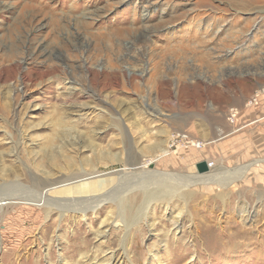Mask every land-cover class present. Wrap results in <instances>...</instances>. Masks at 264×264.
<instances>
[{
  "label": "rangeland",
  "instance_id": "374dc122",
  "mask_svg": "<svg viewBox=\"0 0 264 264\" xmlns=\"http://www.w3.org/2000/svg\"><path fill=\"white\" fill-rule=\"evenodd\" d=\"M189 1L113 0L106 11L108 0H0V264H101L124 248L131 258L124 264H168L179 247L168 218L182 210L190 254L180 264H264V0L250 1L261 12L237 13L219 0ZM174 3L192 10L172 28L159 25ZM146 6V42L87 41L134 14L140 24ZM92 9L106 12L89 29L79 26L78 15ZM197 15L226 20L201 43ZM190 30L195 39L178 44ZM81 32L86 40L67 43ZM39 46L56 54L45 57ZM219 128L226 133L217 135ZM148 159L151 175L161 172L165 185L191 194L153 201L146 218L130 222L122 211L143 212L151 184L130 179L125 187L119 176ZM202 160L205 175L241 167L245 178L227 187L201 183ZM84 171L119 178L124 196L96 209V200L65 203L63 215L35 206L41 184L33 174L57 181ZM185 176L200 180L182 182ZM59 192L52 197L74 194ZM189 228L201 229L204 241L189 242ZM234 232L242 235L233 242L250 245L232 250Z\"/></svg>",
  "mask_w": 264,
  "mask_h": 264
},
{
  "label": "bare ground",
  "instance_id": "6f19581e",
  "mask_svg": "<svg viewBox=\"0 0 264 264\" xmlns=\"http://www.w3.org/2000/svg\"><path fill=\"white\" fill-rule=\"evenodd\" d=\"M111 1H113V0H108L106 11L112 9L110 7L112 5ZM117 1L121 2V0H117ZM187 1H189V0H187ZM219 1L223 2V4H227L228 6H230V8L234 10V13L240 12L244 9L249 10L251 12L252 11L253 12L260 11L261 12L260 8L252 6V4H251L252 2H250L251 0H219ZM188 3L190 6V1ZM200 3L206 5V4H208V1L201 0ZM151 5H152V3H151ZM149 7L150 6H146L142 10L143 15L145 16V19L143 18L144 21H142L140 24H138V21L136 18V14H137L138 10L140 9V7H138V4H136V5H134V8L132 10L136 14H134L133 20H130L131 22L128 23V25L123 24V22H121V23L118 22L116 24H113V26H110L111 28L108 26L109 30L107 31V33L105 32L104 34H99L98 36L93 35L95 38H92L90 36L88 38L86 32H84L85 34L81 32V34L76 33L75 37L70 35L69 37H67L68 39L66 41L68 44H72V43L74 44V43H77V41H79V42L84 41L87 38H88V40H87L88 42L93 41V39L103 38V39H107L110 41L111 40H117L119 45H121V43L128 42V43H131L130 44L131 47L134 48V47H136V44L139 41H141V39H143V42H146L148 35H149L148 33L151 30L150 28L144 26L150 22L148 19V15L150 14L149 13L150 12ZM191 8H192V6H191ZM191 8H189V9L182 8L181 6H178L177 4L175 5V3H174V5H170V7H167L166 9L164 7V9L162 10V16L159 20V25L166 26L167 28H170V27L172 28V26H175L174 24H176L175 23L176 21L181 20L187 16V13H189L190 10H192ZM106 11H100L99 9H92L89 11H85L83 14L78 15L79 17L76 18V22L79 26H82L85 29H89V27L94 24V21L96 20V18H98L99 16L104 14V12H106ZM125 17H126V15H125ZM221 19L226 20L224 15L218 16V18H213L212 20H211V18L210 19L198 18V15L194 17V20L192 21V23H194L195 28L198 26L197 27L198 29H196L195 33L200 34V40L199 41L201 43L207 42L206 41V40H208L207 38L210 37V36L209 37L206 36L207 33H210V35L215 36L217 32H220V30L217 29L219 27L217 24ZM199 30H200V32H198ZM186 35H187L186 38L184 36V38H185L184 40L181 37L177 41L178 44L179 43H191L193 41V39H195L193 37L194 35L191 33V30ZM167 39H169V37H167ZM173 42H175V41L170 40L169 44L171 45L170 47L173 48L172 50L176 51L177 49H175L176 48L175 46H176L177 42L175 44H173ZM134 44H135V46H134ZM181 50H183V49H181ZM37 52H39L40 54H42L45 57H51V56H54L56 54V47L48 48L47 46H43V47L39 46V49ZM206 54H209V53H206ZM5 119L8 120L7 118H5ZM256 122H258V121L255 120V122H253V123H256ZM216 132H217V135H221V134L226 133V131L222 128H219ZM239 132H240L239 129H237L236 131H233V133L227 134L224 136H229L232 134L236 135ZM243 134L244 133H241L238 136L241 137ZM262 136H260V137H262ZM263 139H264V137H263ZM150 162H152V160L148 159L144 163V165L140 169H137V170H136L137 167H135V168L132 167V169H134L135 172L134 171L130 172L129 169L126 167L127 171H129V172H124V175L121 174V176H119V178H121V180H122V177H124V180H126L127 183H125V185L127 184V186H125V187H129L130 183L128 185V182H130V179H134L133 181H137L136 183H140V182L144 183V181L145 182L149 181L148 184L153 185V183H156V186H157V187L152 188L151 185H148V187H146V189L143 191L144 192L143 194L145 197V208H141L143 212L140 211L139 213L138 212L134 213L132 211L130 205H127V207H128L127 212H125V210L122 211L124 214L123 217L124 218L128 217L130 222H136V219L140 215H143L146 218V216L148 214V208L153 201H157V200L159 201V199H160L161 201L169 202V200L172 199V197H171L172 195H173V198H174V196L179 197V198H186V197L190 196V194H191V193H187L185 191H183L181 193H176V190L170 188V185H172V184L165 185L166 182L161 181L162 179H164V176L162 174H160L161 172L160 173L157 172V173H155L156 175H154L153 172H156V171H152L153 175H151L149 173V171L145 169L146 167H148ZM240 168H235L234 170H233V168H228V170H223L220 173L217 171L219 174L214 173V174H210V175H205L204 174L205 172H203V173H200L199 171L198 172H199V176L201 177V183H206L205 181H207V183H210V184H215V185L227 187V186H230L233 183L238 182L240 180H243L245 178L244 174H245L246 170L240 169ZM121 172H122V170H121ZM132 173H137V174L143 173V175L139 178V180H136L137 179L136 176L135 177L126 176V175H133ZM33 176L35 179L39 180L40 184H41V188L39 187L40 188L39 195H38L39 198L37 200L36 199L34 200L32 198H29V197L26 199L29 201L34 200V202H36L35 206H39L40 208L44 209V211L47 213V216H48V214L52 213L54 209L60 210L61 215H63L66 212L62 208L65 206V203H70L72 205H78V204H81L83 202H91V201L96 200V201H98L97 204L95 203L96 205L90 206V207H92V209H96V207L99 204H101V202H103L105 200H109V197L112 196L113 194L116 196V198H114L116 200L119 199L120 197L124 196L122 194L124 191L123 190L118 191V189H116L117 185H114L115 183H117V184L121 183L120 182L121 180L119 178H117V179L114 178L116 180L114 182L110 176H102V175H100V172L98 175V172H95V171H92V172H85L84 171V172H80L76 175L74 174V176H71L70 178H62V179H59L57 181L51 180V179L46 178L44 176H38L37 174H33ZM115 176L113 175V177H115ZM200 177H198V176L197 177L196 176L195 177L185 176L184 178H182L184 180L182 182H188V181L191 182L194 179L200 180L199 179ZM159 178H162V179L159 180ZM133 183L131 182L132 186H133ZM103 187H105L106 189H103ZM126 189H128V188H126ZM126 189H125V191H126ZM64 190H66L68 192H70V191L73 192L74 193L73 196L68 197V195L67 196L63 195V196H58L56 198L52 197L57 192L61 193L59 191H64ZM129 190H130V188H129ZM36 193H38V192H36ZM5 199L6 198L3 199L0 197V201H1L0 204L1 205H5V201H6ZM130 199L136 200L137 195H135L134 197H130ZM123 204H124V200H122L121 203L119 204L120 207H123ZM54 206H56V207H54ZM73 210L77 212L78 207L74 208ZM83 210H86V209H83ZM182 213H183V210L178 212L177 216L171 217L173 215V213H172L170 215V217L168 218V220L171 221L173 224L172 227H173V232H174V236H175L173 241L177 242V244L179 246L177 249V253L176 254L174 253L173 258L170 260V262L168 264H180V262L183 261V258L187 257L188 254H190L189 253L190 247L187 245V241H186L187 238L184 235H180L181 232H185V230H183V228H182L183 225L180 223V220H181L180 217H182ZM151 231H152V229H151ZM195 232H197V233H195ZM195 232L193 229L189 228L188 233L190 234L191 237H193L192 241L189 240V242H194L196 239H201V242L204 241V237L202 238L203 233H202L201 229L197 230V228H196ZM235 235L241 236L242 232H234L231 236L229 235L230 237L228 238L227 241L232 244V246H231L232 250H235V249L237 250L239 248V246H241V244H242V247H244V248H246L250 245V243H244V242L235 243V242H233L232 239ZM254 237H255V233H254ZM151 254L153 255V258L156 259V253L153 252V250H151ZM104 258L105 259H103L101 264H124L125 262H130V260H131L130 253H129L128 249H126V248H124V252L120 257H117V255H115V252H111L108 254V256L106 255V257H104ZM158 260H161V259H158ZM162 264H164V262Z\"/></svg>",
  "mask_w": 264,
  "mask_h": 264
},
{
  "label": "water",
  "instance_id": "95a60500",
  "mask_svg": "<svg viewBox=\"0 0 264 264\" xmlns=\"http://www.w3.org/2000/svg\"><path fill=\"white\" fill-rule=\"evenodd\" d=\"M196 168L200 173L209 171L210 166L206 160H202L196 163Z\"/></svg>",
  "mask_w": 264,
  "mask_h": 264
},
{
  "label": "crops",
  "instance_id": "0c3cea01",
  "mask_svg": "<svg viewBox=\"0 0 264 264\" xmlns=\"http://www.w3.org/2000/svg\"><path fill=\"white\" fill-rule=\"evenodd\" d=\"M250 114H251V113H250ZM250 114H249V115H250ZM252 119H253V118H252ZM254 119H255V118H254Z\"/></svg>",
  "mask_w": 264,
  "mask_h": 264
}]
</instances>
